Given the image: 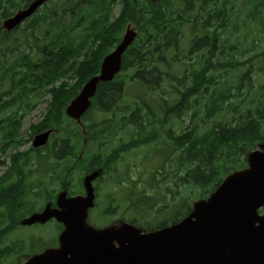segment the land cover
Instances as JSON below:
<instances>
[{"label":"trees","instance_id":"1","mask_svg":"<svg viewBox=\"0 0 264 264\" xmlns=\"http://www.w3.org/2000/svg\"><path fill=\"white\" fill-rule=\"evenodd\" d=\"M30 1L0 0V24ZM248 20L264 26V0H48L24 25L10 32L0 29V46L19 30L22 36L14 38L15 50L8 48L11 58L4 52L8 44L0 49V114L6 104L49 94L30 132L52 129L47 145L16 150L8 162L0 160L5 165L0 174V261L27 245L39 244L32 253L56 244V239L48 244L33 236L4 243L21 218L46 202L54 204L58 190L72 195L81 189L73 182L78 167L81 175L102 168L112 186L127 187L122 201L110 196L100 216L117 215L146 231L177 222L191 210L194 196L205 198L227 174L244 168L248 152L264 142V98L251 95L253 107L237 108L231 99L246 86L252 66L231 87L213 73L222 66L213 61L223 45L222 33L231 36L241 25L247 28ZM129 23L137 36L122 54L120 72L98 84L81 117L83 134L65 115V106L98 73L103 56ZM20 40L27 44L21 50ZM257 56L259 72L264 49ZM130 88L136 96H127ZM144 90L152 96L139 95ZM1 94L8 97L3 103ZM14 116L0 115V153L9 144L28 141L21 136V117ZM141 147L148 149L133 178L121 163ZM61 227L56 224L57 230Z\"/></svg>","mask_w":264,"mask_h":264},{"label":"water","instance_id":"2","mask_svg":"<svg viewBox=\"0 0 264 264\" xmlns=\"http://www.w3.org/2000/svg\"><path fill=\"white\" fill-rule=\"evenodd\" d=\"M47 0H32L2 21L11 31ZM136 37L126 26L120 42L105 55L99 73L90 77L65 107V113L80 123L99 82L110 81L121 69L125 49ZM51 130L36 134L33 147L47 142ZM246 167L226 175L205 199L193 202L179 222L151 232L128 223L94 228L87 224L93 207L91 181L94 170L83 179L84 196L67 197L60 192L56 206L47 204L20 224L44 223L50 218L63 224L58 246L34 254L22 264H264V142L246 156Z\"/></svg>","mask_w":264,"mask_h":264},{"label":"rangeland","instance_id":"3","mask_svg":"<svg viewBox=\"0 0 264 264\" xmlns=\"http://www.w3.org/2000/svg\"><path fill=\"white\" fill-rule=\"evenodd\" d=\"M238 6H240V3H238ZM242 6V5H241ZM240 6V7H241ZM119 9V4H116L113 10V13H117ZM243 15H240V18H242ZM248 26L247 28L243 25H241L238 30L233 33L231 36L229 34V31H225L222 33V39H223V45L221 49L217 52V56L213 62L218 61L219 65L221 64V68H216V70L213 72L216 75H220V83L227 82L226 85L233 86L236 83V77L237 75L241 74L243 71H245L249 65L252 66V70L254 71L249 75L251 78L248 80L246 79V86L239 89L236 97L231 99L234 101V103L237 105V108L244 109L246 105L253 107L256 102L255 100H251L250 96L253 97L256 96V98H259L260 100L264 98V69L261 71H257V67L261 64V58L260 57H254L255 55L259 54L261 50L264 49V26L261 24H255L254 22H251L250 20L247 21ZM24 25V23L22 24ZM20 30L12 34V38L7 42L1 43V50L4 49V45L8 44V47L5 48V53L7 58H11L12 54H10V51H8V48L15 50V45L12 43L14 38H17V40L22 37L20 35ZM17 48L23 49L27 46L24 40H20V42H17ZM234 44V49H229V45ZM2 59V57L0 56ZM253 59L252 61H249L248 59ZM195 58L192 59L194 61ZM196 61V60H195ZM230 63L233 67H230ZM224 64V65H223ZM249 86V91H248ZM234 92V90H231ZM127 96H136V91L134 88H130L126 91ZM139 95H142L144 97H151L152 94L150 92L148 93L147 90H144ZM155 95V94H154ZM167 96V94H166ZM1 103L5 102L7 100V96H4V94H1ZM49 94L45 95L41 100H31L30 103H23L20 101H15L11 103V105H6L7 109L4 111V113L0 114L1 116H13L15 118H20V126H21V136L22 138L27 139L28 141L21 140L20 143H13L14 147L12 145H8L6 149V153H0V160H5L8 162V155L16 150H26L31 145V138L33 134L30 132L31 125L33 123H36L39 121L46 109L47 103L49 101ZM6 108V107H4ZM219 116V115H218ZM123 139L126 137L123 134H120ZM9 148V149H8ZM148 147H141L139 149H136L133 152L127 153L125 157L124 165H122L123 171H127L130 176L133 178L136 176V172H140L141 168L138 166V162H140L142 159L141 157L145 152L147 151ZM154 161L147 162V164L150 166ZM132 164H137V166H133ZM129 167H131V170H129ZM5 168V165L0 164V174L2 173L3 169ZM82 171L79 169V167L75 170V182L79 179V177H83L81 175ZM108 175H103V178L99 181H96L94 183L95 187L99 186V203L97 202L98 206L96 205L95 208L97 210H92V212H88V220L90 225L95 226H103L104 225H110L112 223H116L119 221L120 216L110 214L109 217H102L100 216V212L107 208V205L109 204V198L112 195L120 196L122 192L124 193L127 190V187L124 188H115L110 184V182H107ZM126 196V193H125ZM97 199V200H98ZM196 199V196L193 197V200ZM192 200V201H193ZM39 203V202H38ZM38 206V204H37ZM121 210V209H120ZM137 215L142 221L148 220L149 217L143 218L138 213H132ZM57 230L55 228V225L53 222H47L45 224H30L29 226H17L16 230L9 236V238L4 243L5 245H11L17 240H27L30 237H41L45 242H51V239H56L57 236ZM39 247V244L36 243L34 245H27L22 248L21 251L12 253L9 257H6L0 261V264H21L23 261L26 260V258L31 255L29 254L30 251L36 250Z\"/></svg>","mask_w":264,"mask_h":264}]
</instances>
